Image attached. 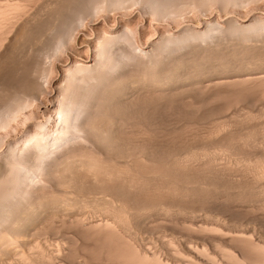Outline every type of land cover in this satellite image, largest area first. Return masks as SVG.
Instances as JSON below:
<instances>
[{
  "label": "bare ground",
  "instance_id": "1",
  "mask_svg": "<svg viewBox=\"0 0 264 264\" xmlns=\"http://www.w3.org/2000/svg\"><path fill=\"white\" fill-rule=\"evenodd\" d=\"M262 3L0 0V264H264ZM220 100L262 106L155 143L152 107Z\"/></svg>",
  "mask_w": 264,
  "mask_h": 264
},
{
  "label": "rangeland",
  "instance_id": "2",
  "mask_svg": "<svg viewBox=\"0 0 264 264\" xmlns=\"http://www.w3.org/2000/svg\"><path fill=\"white\" fill-rule=\"evenodd\" d=\"M262 5H264V3H262ZM248 8V7H247ZM245 8V10H244V13H245V17H243V19H236V21L238 22V23H243V22H249V21H251L250 19L252 18V17H254L253 16V13L252 12H250V9L248 8ZM132 11H134V13L132 12V15H135L134 16V18H133V20L136 22L135 24H141V26H142V21H143V17L139 14V13H136V11H135V9L133 8L132 9ZM130 13H131V11H130ZM211 13H212V15L210 16V19L209 20H212L213 22H215V23H217L218 25L219 24H221V25H226V23L227 22H223L224 20H225V12H222V10H221V12L219 11V10H214L213 12L211 11ZM210 13V14H211ZM250 13V14H249ZM213 16V17H212ZM211 18H213V19H211ZM223 19V20H222ZM215 20V21H214ZM144 21H145V19H144ZM138 22V23H137ZM148 21H147V19H146V23H147ZM205 22V21H204ZM236 22V23H237ZM237 23V24H238ZM139 24V25H140ZM205 23H203L202 25H196V29H198V28H200V27H203V25H204ZM89 24L87 25V29L86 30H84V31H81L80 33L81 34H89V32H92V30L93 31H97V30H104L105 29V24H104V22H99V23H97L95 26L94 25H90L89 27ZM99 26V27H98ZM97 28V29H96ZM137 29V28H136ZM159 29V28H158ZM157 29V30H158ZM178 28H174V30H177ZM88 30V31H87ZM161 30V29H160ZM155 32V30H153L150 26H149V34H151V35H153V33ZM86 36L85 35H81L79 38H77L75 41L73 40V44L72 45H74V46H76L77 47V49H78V51H80V52H82V53H88V48L86 47V46H82L81 44L79 45V42H81V41H83V38H85ZM139 41V40H138ZM141 42V41H140ZM77 45H76V44ZM79 46H82V47H79ZM73 47V46H72ZM70 51H72V50H70ZM73 52V51H72ZM74 54H78L77 53V50L75 51L74 50V52H73ZM68 55V54H67ZM67 55H64V57H66L67 58ZM61 67L59 66V65H57V63H56V61L54 60L53 62H52V72H51V75H50V79L54 82V80L55 79H57V80H55V82H57L58 81V78H56V77H58V75L60 74V72L62 71L61 69H60ZM54 78V79H53ZM40 101H41V98L39 99ZM263 102H264V99H263ZM262 102V100H261V104L263 103ZM223 103V104H222ZM240 105H239V104ZM238 103H236L237 105H239V106H236V104H233V105H231V104H224V102L223 101H218L215 105L214 104H209L210 106H208V104H195V106H194V104H191V106L190 105H188V104H169V106L166 108V110H167V112H166V110H162L161 108H163V107H155V108H153L152 107V114H153V116H155V119L156 120H152V122H154V123H151V124H153V126L155 125V121H156V124H159L158 122L160 121V119H161V121L162 120H165L166 121V123H169V126L171 127L170 129H169V137L168 136H166L165 138L163 137V136H158L159 138H157V137H155V143L157 142V143H164V141H165V145H169L170 143H171V141H173L171 144L174 146V145H176V147L179 149V148H182L180 151H182L183 150V148H184V146L185 145H182V144H185L183 141H185V139L187 138V139H191V136H192V139L194 138V137H196L197 135H199V134H196V133H198V132H195V130L196 131H200L199 133H201V132H203L204 130H205V128H206V130H208L209 129V127L212 125L211 123L213 122V120H219V119H221L222 120V118H223V116H224V119L225 118H228V117H230L231 115H234L235 113H236V111H238V112H244L245 110L247 111V110H253V111H256V110H254V109H258L260 106H262V105H264V104H262V105H260V104H249L247 101H245L244 102V100L243 101H240V102H238ZM242 103V104H241ZM196 105H198V106H196ZM218 105V106H217ZM220 105V106H219ZM231 105V106H230ZM256 107H255V106ZM260 105V106H259ZM178 106V107H177ZM191 108H190V107ZM201 106H203V107H201ZM231 107V108H229V107ZM250 106V107H249ZM179 107H180V109H179ZM185 107V108H184ZM189 107V108H188ZM222 107V108H221ZM227 107V108H226ZM236 107V108H235ZM255 107V108H254ZM200 110H199V109ZM204 108V109H203ZM254 108V109H253ZM184 109H185V111H184ZM209 109V110H208ZM220 109V110H219ZM227 109V110H226ZM240 109H241V111H240ZM169 110V111H168ZM173 110V111H172ZM224 110V111H223ZM236 110V111H235ZM242 110H244V111H242ZM165 111V112H164ZM219 111V112H218ZM221 111V112H220ZM227 111H229V112H227ZM232 111V112H231ZM171 112H174V113H171ZM181 112V113H180ZM187 112H189V113H187ZM191 112V113H190ZM202 112V113H201ZM206 112V113H205ZM209 112V113H208ZM237 112V113H238ZM158 115H157V114ZM163 113V114H162ZM169 115H168V114ZM217 113V114H216ZM224 113V114H223ZM227 113V114H226ZM231 115H230V114ZM155 114V115H154ZM183 115V117H182V115ZM185 114H186V117H185ZM190 114V115H189ZM196 114V115H195ZM202 114V115H201ZM213 114V115H212ZM174 117H173V116ZM181 115V116H180ZM188 115V116H187ZM210 115V116H209ZM215 115V116H214ZM218 115V116H217ZM165 116V117H164ZM179 116V117H178ZM202 118H200V117ZM212 116V117H211ZM219 117V118H217V117ZM227 116V117H226ZM181 117H182V119H181ZM195 117V118H194ZM184 118V119H183ZM185 118H186V120H185ZM188 118L189 119H191L192 118V123H191V121L190 120H188ZM197 118L199 119V120H197ZM215 118V119H214ZM167 119V120H166ZM179 119V120H178ZM171 120V121H170ZM208 120V121H207ZM264 120V119H263ZM175 121H177V123L175 122ZM184 121V125H183V122ZM200 121V122H199ZM172 122H173V124H172ZM187 122V123H186ZM200 124H199V123ZM205 122H207V124L205 123ZM182 123V124H181ZM188 123H190V124H188ZM180 124H181V126H180ZM203 126H202V125ZM211 124V125H210ZM180 127H179V126ZM183 125V126H182ZM200 125V126H199ZM152 126V125H151ZM152 126V127H153ZM178 128H177V127ZM172 127H174V128H176V131H175V129L174 128H172ZM181 128V129H180ZM199 128V129H198ZM200 128H201V130H200ZM203 128V129H202ZM181 130H182V132H181ZM175 131V132H174ZM195 132V133H194ZM206 132V131H205ZM187 133V134H186ZM191 133H193L194 135H192ZM175 134V135H174ZM185 134V135H184ZM188 134H190L191 136H188ZM172 135V136H171ZM177 135V136H176ZM179 135V136H178ZM181 135L185 138V136H187L185 139L183 138V137H181ZM196 135V136H195ZM178 137V138H177ZM161 138H163L162 140H161ZM169 138V139H168ZM197 138H199V137H197ZM175 139V140H174ZM162 141V142H161ZM168 141V142H167ZM176 141H178V142H176ZM167 142V143H166ZM169 143V144H168ZM174 143V144H173ZM178 145H177V144ZM182 143V144H181ZM170 144V145H171ZM192 144V143H191ZM193 144H197V145H203L200 141H198V142H194ZM171 145V147H173ZM179 146H181V147H179ZM177 149V150H178ZM186 149V150H185ZM184 150H185V152L186 151H188L187 150V148H186V146H185V148H184ZM229 154H225L224 153V156H227L228 158H232V156L231 155H229ZM264 158V157H263ZM257 194H254L253 195V199L254 200H252V198H251V200L250 201H252V203H250V201L249 202H246L245 203V205L248 203V205H250L253 209H252V211H251V214H253L254 216H256L258 219H257V221H258V226L259 227H261L262 228V230H259V234H261V236H262V239H264V200H263V197H262V200H261V196H259V195H257ZM257 198V199H259V200H257V199H255V198ZM260 197V198H259ZM254 201V202H253ZM257 201H259V202H257ZM262 201V202H261ZM221 203H224V202H219V200H218V204H221ZM250 203V204H249ZM255 203V204H254ZM258 203V204H257ZM224 204H225V206H224ZM224 204H221V206L222 207H227V205H229L228 203H224ZM256 211V212H255ZM253 212V213H252ZM94 213V212H93ZM92 212H91V214L90 215H95V213L93 214ZM244 213V212H243ZM256 214V215H255ZM260 214V215H259ZM63 215V214H62ZM61 215V213L59 214V216L57 215L56 217H55V219L53 220V222H56L59 218H60V216H61V218H60V220H62L63 221V216ZM262 215V216H261ZM67 216V215H66ZM69 216V215H68ZM65 217V216H64ZM60 220H58L57 221V225H61V223H62V221H60ZM61 223H60V222ZM60 223V224H59ZM54 229V228H53ZM53 229H46V232H48V234H50V235H48L49 237H50V239L51 240H56V238H58V239H61V238H63V237H61V238H59L60 237V234H63L62 236H64V234H65V232H66V228L64 229H62V228H59V232L58 231H56L55 229V231L53 230ZM62 231H61V230ZM49 230H52L53 232H58L57 234H55L54 235V233L53 232H51V231H49ZM45 232V233H46ZM50 232V233H49ZM60 232H62V233H60ZM46 235H47V233H46ZM54 235V236H53ZM142 235H143V237H142ZM145 235H147V236H144V233L142 234H140V236L142 237H140L141 239H142V241L144 240H146V238L148 237L149 239H151V234L150 233H146ZM57 236V237H56ZM59 236V237H58ZM146 237V238H145ZM53 238H55V239H53ZM147 238V239H148ZM141 239H140V242H141Z\"/></svg>",
  "mask_w": 264,
  "mask_h": 264
}]
</instances>
